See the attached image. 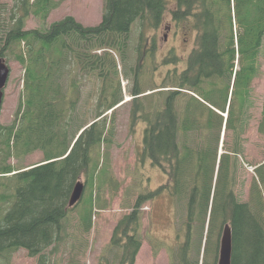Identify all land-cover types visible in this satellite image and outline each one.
<instances>
[{"label":"trees","instance_id":"16d2710c","mask_svg":"<svg viewBox=\"0 0 264 264\" xmlns=\"http://www.w3.org/2000/svg\"><path fill=\"white\" fill-rule=\"evenodd\" d=\"M105 1L98 25L84 27L67 16L45 30H24L29 16L45 20L59 4L54 0H13L12 23L3 38L0 34V59L13 46L23 45L18 61L24 66V78L15 119L8 126L0 124V264H11L20 250L35 258L36 264H55L49 250L68 236L65 222L69 213L76 211L77 228L86 236L93 226L94 206L102 207L101 193L112 192L98 171L101 162L91 166V155L97 150L102 153L101 148L110 143L113 127L106 113L117 105V99L104 110L100 102L92 120L68 140L73 108L64 106L74 90L65 83L75 79L77 67H66L63 82L56 76L67 61H79L88 72L101 68L87 55L94 50L123 54L136 21L152 29L163 25L168 0ZM170 14L176 26L184 23L196 32V48L188 54L182 72H168L152 89L159 90L153 92L152 108L135 106L136 111H144L141 157L158 167L167 182L139 195L133 210L117 221L100 264H136L141 247L139 208L163 192L185 203L190 227L194 221L202 222L207 236L205 255L212 232L228 225L231 264H264V93L259 105L251 97L252 82L260 75L264 56V0H175ZM68 41L90 47L75 51ZM92 58L99 60L97 55ZM179 61L173 56L164 63ZM107 75L108 71L99 70L103 83ZM142 93L134 90L136 96ZM135 122L132 117V124ZM250 122L261 142V159L252 164L249 200L242 202L233 192V178L244 154L240 136ZM192 131L199 135L201 145L191 144L198 140ZM36 151L44 154L39 164L14 169L7 163L12 157L20 159ZM82 176L86 179L84 196L68 208L73 187ZM191 252L187 236L172 264H198V258L189 257Z\"/></svg>","mask_w":264,"mask_h":264},{"label":"rangeland","instance_id":"374dc122","mask_svg":"<svg viewBox=\"0 0 264 264\" xmlns=\"http://www.w3.org/2000/svg\"><path fill=\"white\" fill-rule=\"evenodd\" d=\"M54 1H57L59 6L51 11L45 20L29 16L24 20V30H45L52 22L67 16L73 17L84 27L97 25L101 20L104 0ZM174 8L175 0H168L165 20L163 25L157 29L144 26L136 21L128 34V45L123 54L110 49L88 52L90 60L94 61L93 63L97 61V68H101L88 72L79 61L71 63L67 61L63 65V72L56 76L59 81L63 82L61 77L64 75L66 67H77L75 79L71 78L65 83L67 88L73 87L74 90L71 96H67L64 106L73 108V121L67 134L68 140L74 138L81 125L92 120L100 102L102 110L115 99H117V106L106 113L107 122L113 127L109 136L110 143L101 148L103 154L97 150L91 155V166L95 162L97 164L101 162L98 171L99 173L102 171L106 189L112 192L101 193L100 205L102 207L94 206L93 211H96L92 220L93 226L86 236H82L77 228L76 211L72 210L69 213L65 222L68 236L60 246L49 250V257L53 258L55 264L102 263L101 255L110 242L117 221L133 210L139 195L153 192L167 182L158 167L141 157L142 135L145 127V124L141 122V117L144 111L140 108L139 111H136L135 106L145 105L147 109L152 108L156 94H152V97H141L150 94L152 89L159 86L168 72L177 71L180 73L184 70L187 67L188 54L196 48V32L184 23L178 26L174 24L170 14ZM13 13V0H0V34L2 38L12 23ZM167 28L170 29L167 30ZM68 43L75 51H84L90 47L87 43H80V47L74 45L73 41H68ZM23 52V45H15L5 51L2 57L9 68V77L3 90V103L0 112V124L3 126L10 125L15 119L17 106L22 100L24 66L18 61V56L23 55ZM95 55L99 60L92 58ZM173 56L180 59L177 64L164 63L166 60L170 61ZM103 64L104 67H102ZM260 65V75L253 80L251 86L252 100H255L258 105L264 93V56L260 58ZM99 70L104 73L108 71L105 83L98 77ZM135 89L146 92V94L136 96ZM190 95L196 97L192 93ZM132 117L136 118L135 125L132 124ZM252 123L250 122V126L240 136L244 154L239 157L240 164L233 178V192L242 202L249 200L252 164L261 159V142L255 136ZM191 134L196 135L198 140L190 143L196 146L200 142L201 145L199 135L195 131H192ZM223 141L224 135L220 143L221 147ZM225 142V149L228 150L229 142L227 139ZM256 142L258 144L255 146ZM1 149L2 146H0V152ZM43 158L44 154L41 151H36L20 159L12 157L7 163L14 169L29 168L41 163ZM97 158H99L98 161H96ZM1 159L2 152L0 153ZM104 169L107 170V173L103 171ZM79 182L86 188L84 176ZM139 219L137 234L142 244L135 259L136 264L176 263L179 256L178 250L186 244L187 236L190 238L193 250L189 257L199 258L200 262L203 240L207 238L206 229H202L201 221L197 224L194 221L192 227L189 226L185 203L173 202L167 192H163L139 208ZM220 236L221 231L214 230L212 232L202 263L217 264ZM11 264H36V259L28 257L24 250H20L13 255Z\"/></svg>","mask_w":264,"mask_h":264},{"label":"water","instance_id":"95a60500","mask_svg":"<svg viewBox=\"0 0 264 264\" xmlns=\"http://www.w3.org/2000/svg\"><path fill=\"white\" fill-rule=\"evenodd\" d=\"M9 70L3 59H0V108L3 99V89L7 82ZM84 185L77 182L73 187L68 201V208L73 207L82 197ZM217 264H231V230L228 225H224L221 233L219 257Z\"/></svg>","mask_w":264,"mask_h":264}]
</instances>
